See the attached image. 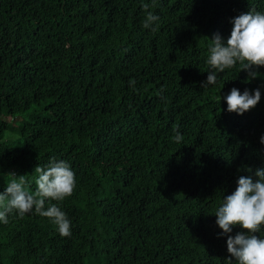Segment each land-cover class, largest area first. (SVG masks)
Wrapping results in <instances>:
<instances>
[{"label":"trees","instance_id":"trees-1","mask_svg":"<svg viewBox=\"0 0 264 264\" xmlns=\"http://www.w3.org/2000/svg\"><path fill=\"white\" fill-rule=\"evenodd\" d=\"M144 4L159 17L149 28ZM249 11L264 0H0V193L8 173L34 193L53 157L76 178L70 197L45 201L71 235L13 212L0 264H225L214 214L247 168H264V67L203 85L208 39L226 43ZM233 88L259 89V103L229 113Z\"/></svg>","mask_w":264,"mask_h":264},{"label":"clouds","instance_id":"clouds-1","mask_svg":"<svg viewBox=\"0 0 264 264\" xmlns=\"http://www.w3.org/2000/svg\"><path fill=\"white\" fill-rule=\"evenodd\" d=\"M143 8L147 12L143 26L151 27L159 17L147 11L148 4ZM233 27L226 43L219 34H214L208 48L206 63L213 70L208 72L207 81L203 85L215 84L217 73L240 65L250 79L259 73L255 69L264 67V12L249 11L242 13L231 21ZM259 89L250 93L247 89L241 92L233 88L223 97L227 103V111L243 115L254 108L260 101ZM221 101V97L217 98ZM174 142L183 141V136L174 128ZM260 143L264 145V136ZM35 192L26 187L25 175L17 176L8 173L12 180L0 193V222L8 223L9 214L15 212L19 216L35 210L40 216L50 218L62 236L71 235V222L67 215L56 205L49 204L45 209V201H63L70 197L76 187L75 173L65 161L57 162L50 158L46 168L39 165L35 168ZM249 175H242L237 180L236 190L224 196L214 216L216 224L227 237L228 258L225 264H264V238L257 235L264 228V168H247ZM253 172L254 177L253 178ZM239 227L240 232L231 235L233 229Z\"/></svg>","mask_w":264,"mask_h":264}]
</instances>
